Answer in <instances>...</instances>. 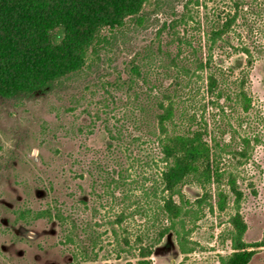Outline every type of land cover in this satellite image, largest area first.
Returning <instances> with one entry per match:
<instances>
[{
    "label": "rangeland",
    "instance_id": "rangeland-1",
    "mask_svg": "<svg viewBox=\"0 0 264 264\" xmlns=\"http://www.w3.org/2000/svg\"><path fill=\"white\" fill-rule=\"evenodd\" d=\"M203 2L205 8L190 6L194 17L211 8L226 10L231 4V0ZM240 2L243 10L224 37L226 42L210 52L208 73L216 77L223 97L233 98L242 72L233 65L243 58L241 48H247L253 56L246 79L252 100L249 112L235 109L234 99L207 104L204 75L193 77L188 85L185 76L176 79L186 125L194 118V124L208 128L229 149L242 137L257 139L251 141L248 160L239 165L227 152L220 169L236 176L243 194L239 215L245 226L240 237L244 264H264V0ZM181 3L147 0L141 26H131L128 19L116 30L113 48L102 52L104 64L92 62L89 52L81 72L48 92L13 99L0 96V264H220L221 258L227 261L236 252L230 239L232 196L227 208H217V192L228 191L223 181L206 189L193 181L182 184L174 201L190 211L184 229L177 224L176 232L156 240L158 230L168 222L151 191L164 164L149 137L154 130L149 102L155 92L173 88L175 70L169 59L178 48L167 31L156 39L154 34L172 9H181ZM193 26L186 29L193 38L192 48L197 49L194 46H202L205 36ZM60 30L51 32L55 43L64 38ZM149 41L153 52L160 45L169 56L152 63L147 81L138 82L128 98L126 86L117 89L114 82L125 63ZM179 46L183 63L192 70V48ZM207 54L204 48L196 57ZM136 95L140 102L133 99ZM179 118L176 132L185 128ZM205 192L209 197L198 206L197 199ZM144 247H150L148 257L141 255Z\"/></svg>",
    "mask_w": 264,
    "mask_h": 264
},
{
    "label": "trees",
    "instance_id": "trees-1",
    "mask_svg": "<svg viewBox=\"0 0 264 264\" xmlns=\"http://www.w3.org/2000/svg\"><path fill=\"white\" fill-rule=\"evenodd\" d=\"M203 1L182 0L181 9H172V15L161 22L154 34L156 39L163 31H167L171 39L177 41L178 48L176 54L169 59V65L175 70L173 88L155 92L157 97L149 102L148 112L153 111L154 118V130L149 133V137L158 146L159 161L164 164L158 182L156 179L153 181L155 184L151 191L152 196L161 202L157 204L158 211L168 222V226L158 230L156 240H160L171 230L176 232L177 224L182 231L184 229L185 217L190 211L174 201V197L180 195L182 184L193 181L206 189L208 185H220L223 181L228 191L217 192V208H227L232 196L234 214L229 218V223L234 232L232 231L230 239L232 249L236 252L227 261L221 258L220 264H244L246 256L242 251L245 245L240 242V237L245 226L239 215L243 194L237 187L236 176L220 169V161L222 155L228 152L241 165L249 158L251 141L256 142L257 139L255 136L253 139L242 137L238 144H234L233 149H229L230 145L220 144L208 128L194 124V118H189L192 123L186 125L187 118H184L179 104L178 88L181 86L176 78L178 75L185 76L188 79L185 85H188L193 77L196 79L204 75L203 96L206 97L207 104L218 105L222 99H234V108L248 113L252 100L246 90V79L247 70L253 64V56L247 48H241L243 58L237 59L233 65L234 68L242 69L239 84L231 93L233 98L227 94L223 97L224 92L216 77L208 73L212 62L210 52L219 42H226L224 37L236 24L239 12L243 9L240 0H231L226 10L211 8L203 16L194 17L190 6L205 8ZM146 2L147 0H0V96L13 99L20 95L48 92L56 83L81 72L89 52L94 56L92 62L97 60L98 65L104 64L102 52L113 48L118 38L115 36L116 30L121 29L128 19L131 26H141L144 16L142 9ZM191 23L194 24L193 30L198 33L202 31L205 36L202 46L200 43L194 46L197 49L192 48L193 38L187 34L186 27L189 28ZM55 29H61L64 36L58 43H55V36L51 34ZM103 30L107 31V35L102 34ZM152 43L149 41L133 54L125 63L126 68L120 78L114 82L117 89L126 86V96L138 82L147 81L152 63L162 62L163 56H169L161 52L160 45L153 52ZM179 45L192 48V70L183 63L182 48ZM204 48L209 55L197 59V52L200 53ZM137 97L139 96L136 95L133 99L140 102ZM131 103L130 101L129 104ZM139 110L143 112L145 108L139 106ZM178 118L179 124H183L185 128L176 132L178 127L175 120ZM114 138L117 139L116 136ZM208 197L209 194L205 192L197 199V205L201 206ZM40 215L41 213L38 214ZM122 216L121 214L116 219V223H120ZM72 226L75 224L72 223ZM140 251L142 257H148L151 253L150 247H144Z\"/></svg>",
    "mask_w": 264,
    "mask_h": 264
}]
</instances>
